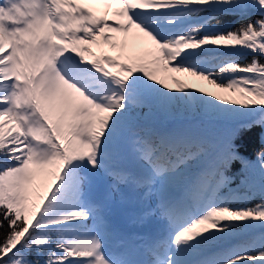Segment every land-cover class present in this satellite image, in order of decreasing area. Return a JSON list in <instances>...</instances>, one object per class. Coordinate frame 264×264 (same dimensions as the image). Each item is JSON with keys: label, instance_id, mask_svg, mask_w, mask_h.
<instances>
[{"label": "snow or ice", "instance_id": "obj_1", "mask_svg": "<svg viewBox=\"0 0 264 264\" xmlns=\"http://www.w3.org/2000/svg\"><path fill=\"white\" fill-rule=\"evenodd\" d=\"M174 106L229 126L138 124ZM257 131L264 0H0V264H264Z\"/></svg>", "mask_w": 264, "mask_h": 264}, {"label": "trees", "instance_id": "obj_2", "mask_svg": "<svg viewBox=\"0 0 264 264\" xmlns=\"http://www.w3.org/2000/svg\"><path fill=\"white\" fill-rule=\"evenodd\" d=\"M246 22L247 21L240 20L236 15L225 14L220 17L218 23L216 21H214L213 23L217 24L216 30L227 31L229 29L239 27L240 24ZM223 58L228 59L232 57L223 56ZM237 58L241 63H247L251 59L250 55H240ZM143 109H139L137 111L138 124L141 127H143L142 123L144 122L142 117L145 110L143 111ZM159 113L160 112H158V114ZM197 116H199L200 119H194L189 122L190 119ZM165 118L177 119L179 121L175 125L187 126V130H191L193 133L202 134L209 137H215L229 126L225 122L209 120L208 117H206L203 111L200 109H194L190 111L188 109H185L183 106L170 107L166 111L161 110V113L159 114V116H157V119L163 121ZM153 128L158 130V127ZM237 143H243L245 145V147L242 149L245 158L254 161L257 153H259L261 150H264V131H257L255 133H242ZM240 168V162H237L232 170V172L235 173L237 177L239 175Z\"/></svg>", "mask_w": 264, "mask_h": 264}, {"label": "rangeland", "instance_id": "obj_3", "mask_svg": "<svg viewBox=\"0 0 264 264\" xmlns=\"http://www.w3.org/2000/svg\"><path fill=\"white\" fill-rule=\"evenodd\" d=\"M106 51L109 52V54L111 55H117L116 52H112L111 50H108L107 48L105 49ZM183 79H185L186 82L188 83H193L194 85L196 86H202L204 87V89L206 91H218L217 89L214 88V86H209L208 84H206V82H199V81H196L195 79L191 78V77H182ZM170 83V87H175V85H172L171 82ZM195 108H189L188 110H194ZM145 110L144 114H143V121H146V123H148L149 125L147 127H153L154 125H156L157 123L154 122L155 118L157 117L156 114H158V112L161 113V109H158V108H154L152 109L151 111L147 108H144L143 111ZM163 111V110H162ZM159 113V114H160ZM169 119V118H167ZM194 119H200V117H194L190 120H194ZM157 121V120H156ZM153 125V126H152ZM164 126H166V123L164 124ZM188 127L187 126H184V125H174L170 128H166V129H159V130H168V131H175V130H181V129H187ZM163 222H161V225H162Z\"/></svg>", "mask_w": 264, "mask_h": 264}, {"label": "bare ground", "instance_id": "obj_4", "mask_svg": "<svg viewBox=\"0 0 264 264\" xmlns=\"http://www.w3.org/2000/svg\"><path fill=\"white\" fill-rule=\"evenodd\" d=\"M123 221H124V223H125L124 226H125V228H126V231L130 232L131 235H132L134 238L138 239L137 231L140 230L141 228H140L138 225L134 224V223L131 221V219L128 218L127 216H124ZM89 226H91V221H89ZM136 228H137V231H136Z\"/></svg>", "mask_w": 264, "mask_h": 264}]
</instances>
